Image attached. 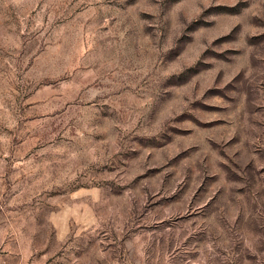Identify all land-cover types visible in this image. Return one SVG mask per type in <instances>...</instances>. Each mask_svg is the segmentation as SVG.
I'll list each match as a JSON object with an SVG mask.
<instances>
[{
  "label": "rangeland",
  "instance_id": "374dc122",
  "mask_svg": "<svg viewBox=\"0 0 264 264\" xmlns=\"http://www.w3.org/2000/svg\"><path fill=\"white\" fill-rule=\"evenodd\" d=\"M0 264H264V0H0Z\"/></svg>",
  "mask_w": 264,
  "mask_h": 264
}]
</instances>
